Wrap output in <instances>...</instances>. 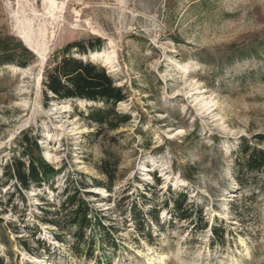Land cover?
Here are the masks:
<instances>
[{
  "label": "rangeland",
  "instance_id": "1",
  "mask_svg": "<svg viewBox=\"0 0 264 264\" xmlns=\"http://www.w3.org/2000/svg\"><path fill=\"white\" fill-rule=\"evenodd\" d=\"M55 1L50 9L48 0H0V32L21 39L37 58L26 70L0 66V178L25 130L39 136L43 159L62 171L53 181L57 192L34 188L27 209L15 199L17 212L1 217L0 258L5 264H264V189L241 191L233 176L237 144L243 138L256 144L253 138L264 135V0ZM92 36L105 45L85 59L104 66L130 94L118 111L132 121L118 131L77 116L93 104L44 105L49 58ZM110 157L119 161L113 192L91 188L86 198L112 218L106 223L115 228V245L95 231L93 247H83L93 255L76 256L72 236L58 243L57 230L41 223L40 198L55 201L68 178L106 182L99 168ZM171 193L188 195L192 220L164 207ZM133 204L144 213L156 209L159 225L149 217L140 233L130 209L125 213ZM222 227L224 240L215 241L213 229ZM33 236L51 253H26L18 238L37 251Z\"/></svg>",
  "mask_w": 264,
  "mask_h": 264
},
{
  "label": "trees",
  "instance_id": "2",
  "mask_svg": "<svg viewBox=\"0 0 264 264\" xmlns=\"http://www.w3.org/2000/svg\"><path fill=\"white\" fill-rule=\"evenodd\" d=\"M104 45L105 41L101 37L92 36L87 40L68 43L55 51L49 58L44 71L42 82L44 105L48 106L54 101H78L93 104L95 106L89 108L87 115L77 112V116L101 129L118 131L132 121L130 114L118 111V105L126 102L130 94L125 87L116 84L115 79L104 66L85 59L90 53L101 51ZM233 49L235 50V47ZM36 60V56L21 39L10 33L0 32V66H15L26 70ZM253 140L256 144L243 138L237 144L235 151L237 156L233 176L237 189L241 191H250L252 188L264 189V182L260 181V177H264V150L259 147L264 145V135H257ZM39 141V136L34 135L32 131L21 132L17 139L18 155H13L3 168L0 178V226L3 223L1 218L3 215L17 212L19 209L20 206L15 202L16 200H21L24 209H27V194L34 188L38 190L48 188L54 193L57 192L58 188L55 189L53 181L62 171L43 159ZM118 170L119 161L111 157L107 158L101 162L99 168L100 173L106 177V182L94 179L90 184L85 177L79 180L68 178L62 193L55 201L45 200V196L40 198L43 203L42 206H38L42 213L41 223L57 230L54 239L58 243L66 244L65 236H72L74 242L69 245L74 255H93V251H84L83 247H93L95 231L101 233L103 243L107 240L109 244L115 245L110 237L115 233V228L112 224L107 226L106 223V221L111 222L112 218H107L102 212L96 211L87 202L86 197L90 196L87 190L97 187L112 193ZM188 179L191 178L188 177ZM156 184L160 186L161 181L157 179ZM151 188H153L151 184L147 185L148 190ZM141 197L144 200L147 199L144 194ZM5 199H7L6 203L3 202ZM188 201L189 197L186 193H171L164 207L168 209L172 206L177 217L192 220L194 210H188ZM129 209L140 233L146 231L147 218L150 217L157 223L159 222V212L156 209L144 213L133 204L125 213ZM196 213L203 215L202 210H197ZM88 232L92 233L91 237L87 236ZM213 234L215 241L222 242L225 228H214ZM18 239L20 247L34 257L42 256V251L51 253L50 245L38 236H33L32 240L37 251L30 247L31 244L27 240ZM4 245L9 246L10 244L4 242ZM0 264H5V260L0 258Z\"/></svg>",
  "mask_w": 264,
  "mask_h": 264
},
{
  "label": "bare ground",
  "instance_id": "3",
  "mask_svg": "<svg viewBox=\"0 0 264 264\" xmlns=\"http://www.w3.org/2000/svg\"><path fill=\"white\" fill-rule=\"evenodd\" d=\"M49 4H50V9H56L57 8V1L55 0H48ZM43 55V54H42Z\"/></svg>",
  "mask_w": 264,
  "mask_h": 264
}]
</instances>
